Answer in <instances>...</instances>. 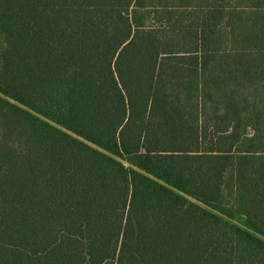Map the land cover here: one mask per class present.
<instances>
[{
    "label": "trees",
    "instance_id": "obj_1",
    "mask_svg": "<svg viewBox=\"0 0 264 264\" xmlns=\"http://www.w3.org/2000/svg\"><path fill=\"white\" fill-rule=\"evenodd\" d=\"M0 264H264V0H0Z\"/></svg>",
    "mask_w": 264,
    "mask_h": 264
},
{
    "label": "rangeland",
    "instance_id": "obj_2",
    "mask_svg": "<svg viewBox=\"0 0 264 264\" xmlns=\"http://www.w3.org/2000/svg\"><path fill=\"white\" fill-rule=\"evenodd\" d=\"M239 222V221H236V223ZM240 223V222H239Z\"/></svg>",
    "mask_w": 264,
    "mask_h": 264
}]
</instances>
